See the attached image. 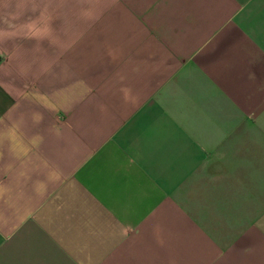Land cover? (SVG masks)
I'll use <instances>...</instances> for the list:
<instances>
[{"label":"crops","instance_id":"obj_1","mask_svg":"<svg viewBox=\"0 0 264 264\" xmlns=\"http://www.w3.org/2000/svg\"><path fill=\"white\" fill-rule=\"evenodd\" d=\"M0 264H264V0H0Z\"/></svg>","mask_w":264,"mask_h":264}]
</instances>
